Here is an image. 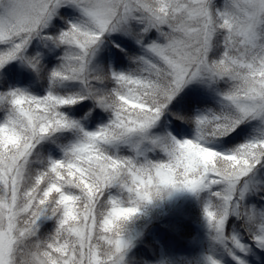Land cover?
Wrapping results in <instances>:
<instances>
[{
    "label": "snow or ice",
    "instance_id": "snow-or-ice-1",
    "mask_svg": "<svg viewBox=\"0 0 264 264\" xmlns=\"http://www.w3.org/2000/svg\"><path fill=\"white\" fill-rule=\"evenodd\" d=\"M184 192L264 252V0H0V264H123Z\"/></svg>",
    "mask_w": 264,
    "mask_h": 264
},
{
    "label": "rangeland",
    "instance_id": "rangeland-1",
    "mask_svg": "<svg viewBox=\"0 0 264 264\" xmlns=\"http://www.w3.org/2000/svg\"><path fill=\"white\" fill-rule=\"evenodd\" d=\"M194 199L190 193H174L163 202L145 205L127 230L123 264H208L209 257L223 261L201 212L197 216L185 212ZM248 264H264V252L249 251Z\"/></svg>",
    "mask_w": 264,
    "mask_h": 264
},
{
    "label": "trees",
    "instance_id": "trees-1",
    "mask_svg": "<svg viewBox=\"0 0 264 264\" xmlns=\"http://www.w3.org/2000/svg\"><path fill=\"white\" fill-rule=\"evenodd\" d=\"M187 210H188V213H190L191 215L197 216L201 212L200 201L199 200L195 201V203L192 202V208H190V206L188 205Z\"/></svg>",
    "mask_w": 264,
    "mask_h": 264
}]
</instances>
